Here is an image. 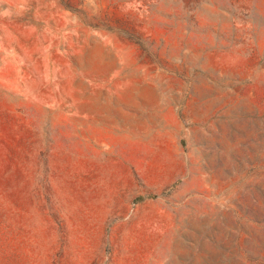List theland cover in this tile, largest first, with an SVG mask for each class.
<instances>
[{"label":"rangeland","instance_id":"rangeland-1","mask_svg":"<svg viewBox=\"0 0 264 264\" xmlns=\"http://www.w3.org/2000/svg\"><path fill=\"white\" fill-rule=\"evenodd\" d=\"M0 264H264V0H0Z\"/></svg>","mask_w":264,"mask_h":264}]
</instances>
